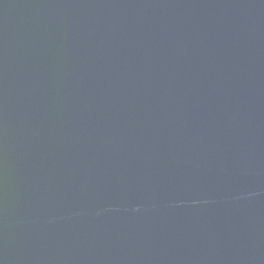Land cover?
Segmentation results:
<instances>
[{"label": "water", "instance_id": "95a60500", "mask_svg": "<svg viewBox=\"0 0 264 264\" xmlns=\"http://www.w3.org/2000/svg\"><path fill=\"white\" fill-rule=\"evenodd\" d=\"M0 264H264V0H0Z\"/></svg>", "mask_w": 264, "mask_h": 264}]
</instances>
